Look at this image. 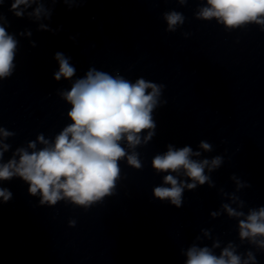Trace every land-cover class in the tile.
<instances>
[{"label": "clouds", "instance_id": "clouds-1", "mask_svg": "<svg viewBox=\"0 0 264 264\" xmlns=\"http://www.w3.org/2000/svg\"><path fill=\"white\" fill-rule=\"evenodd\" d=\"M6 2L8 0H0V8ZM50 2L52 5L62 2L70 11L77 0ZM78 2L83 4L88 0ZM178 3L184 5L186 0H178ZM8 11L16 18L23 19L27 15L36 21L41 19L42 14L46 18L51 16L43 0H11ZM196 18L215 19L227 29L256 24L264 31V0H206V6L200 8ZM163 19L167 23L166 31L174 32L178 25H183L185 17L171 10L163 13ZM9 26L7 17L0 12V81L8 79L15 71L19 44L16 35H32L28 29L10 34L7 31ZM38 30L49 31L53 35L59 31L46 24H39ZM30 44L36 47L35 41H30ZM54 59L59 66L53 73L55 81L59 82L61 78L70 80L76 75V68L69 62L70 57L56 52ZM164 87L142 77L131 82L120 75L112 76L104 71L89 69L82 78L72 83L70 90L61 93V97L71 105L67 112L71 123L64 126L51 142L40 133L35 140L28 142L27 148H17L7 162H0V181L21 179L28 185L29 195L39 196L41 206L52 207L66 201L87 210L96 202L103 201L116 188L122 159L126 158L128 165L135 169L143 167L138 153L133 151L129 154L121 142L126 141L129 148L135 149L142 139L144 144L152 140L157 126L153 111L160 103ZM14 135V132L0 127V161L10 148L5 141ZM37 143L43 145L39 150ZM199 148L204 152L213 151V146L204 140L200 141ZM194 156H201V152L193 151L190 146L174 148L168 144L166 152L152 158L151 167L157 173H165L163 185L152 189L155 199L168 201L179 209L183 205L186 189L193 191L205 184L215 186L205 170L208 173L218 170L224 157L217 155L211 159L195 160L192 158ZM181 174L186 179H180ZM231 179L235 180L237 190L251 187L237 179L235 174ZM12 195L9 189L0 187L2 203H8ZM231 198L233 202L239 200L235 194ZM243 203L241 200V207ZM222 208L229 217L245 216L244 212L237 211L227 203ZM211 215L216 217L219 213L212 212ZM75 224V220L69 221L70 227H75ZM238 227L241 241L247 240L249 244L264 250V206L250 209L246 218L239 220ZM204 234L208 235L207 232ZM219 247V242L212 245V248ZM185 254V264H258L252 251H247L242 257L231 243L222 248L219 255L207 246L196 245L189 247Z\"/></svg>", "mask_w": 264, "mask_h": 264}]
</instances>
